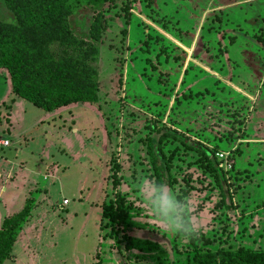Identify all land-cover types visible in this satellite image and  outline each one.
<instances>
[{"label":"rangeland","instance_id":"obj_1","mask_svg":"<svg viewBox=\"0 0 264 264\" xmlns=\"http://www.w3.org/2000/svg\"><path fill=\"white\" fill-rule=\"evenodd\" d=\"M53 13L80 40L91 41L99 14L108 22L98 100L46 112L13 93L11 69L0 71V144L10 142L0 145V263L189 264L203 250L264 251V0H64ZM51 20L0 0V44L32 56L20 39L36 43L28 27ZM51 54L44 66L64 71ZM165 128L215 154L234 210L183 150L176 185L155 187L145 141ZM162 195L175 202L167 216L154 203ZM120 200L123 225L104 218ZM7 202L15 214L3 219ZM133 239L144 243L127 249Z\"/></svg>","mask_w":264,"mask_h":264},{"label":"trees","instance_id":"obj_2","mask_svg":"<svg viewBox=\"0 0 264 264\" xmlns=\"http://www.w3.org/2000/svg\"><path fill=\"white\" fill-rule=\"evenodd\" d=\"M3 1L10 11L27 12L36 21L43 19L46 15L52 19L38 26L28 27L30 34L39 36L36 43L31 42L26 45V38L20 39V46L22 45L20 49L29 51L33 48L35 52L33 57L28 53L23 56L8 54L4 46L0 44V71L9 68L15 74H13V93L46 112H55L84 102L95 103L98 100L95 93L98 72L94 64L100 57L98 44L102 33L108 29V22L103 16L99 14L91 26V41L80 40L73 35L67 16L61 17L53 13L64 3V0ZM126 11L130 13V8H126ZM46 52L49 53L47 58ZM53 52L62 54L60 59L62 64H65L64 71L55 72L53 68L44 66L45 61L51 59ZM53 78L57 79L53 80ZM169 144L178 146L168 155L166 147ZM145 146L154 171L153 181L157 189L173 188L176 185L177 180L173 177L172 171L177 152L183 150L185 154L197 156L196 164L211 175L221 190L222 205L227 211L234 210L225 172L221 169L215 154L203 143L192 140L177 130L165 128L158 130L156 136H150L145 141ZM118 186L114 181V189ZM124 203L125 200H120L117 208L114 205L110 206L104 218H110L113 222L123 225L127 218L124 213ZM137 243L144 242L137 239L130 240L127 249ZM155 264H165V262L160 260ZM189 264H264V251L245 247L236 250L231 248L218 251L203 250L196 253Z\"/></svg>","mask_w":264,"mask_h":264},{"label":"clouds","instance_id":"obj_3","mask_svg":"<svg viewBox=\"0 0 264 264\" xmlns=\"http://www.w3.org/2000/svg\"><path fill=\"white\" fill-rule=\"evenodd\" d=\"M154 203H155L156 208L160 212H163L165 216H167L169 212H172L175 209V202L172 201L166 195L158 196ZM168 226L171 228H173V227L179 228V229L183 230L184 232H194L195 231V225H193V224H190L187 226L180 225V224H176V225L168 224Z\"/></svg>","mask_w":264,"mask_h":264},{"label":"crops","instance_id":"obj_4","mask_svg":"<svg viewBox=\"0 0 264 264\" xmlns=\"http://www.w3.org/2000/svg\"><path fill=\"white\" fill-rule=\"evenodd\" d=\"M7 148H10V146L7 147ZM9 175H10V174H8V176H9ZM2 185H3V184H2ZM2 185H1V186H2ZM5 193H6V192H5ZM4 196H5V195H3V198H4ZM0 200H2L1 197H0ZM4 200H5V199H3L2 202H0V205H1V206H2V203H4ZM7 203H9V205L7 204V205H8V208H7V209H6V206H3V208L1 207V208H2V211H1V212H2V214H3V216H4L3 219H4V218H7V217H9V216H13V215L15 214V213H10V212H11L10 209H11V207H12V203H11V202H7ZM64 203H65V201H64ZM64 205H65V204H64ZM67 205H69V203H68ZM65 206H66V205H65ZM16 213H18V212H16ZM31 213H32V209H31ZM1 222H2V220H1ZM0 225H1V223H0Z\"/></svg>","mask_w":264,"mask_h":264},{"label":"built area","instance_id":"obj_5","mask_svg":"<svg viewBox=\"0 0 264 264\" xmlns=\"http://www.w3.org/2000/svg\"><path fill=\"white\" fill-rule=\"evenodd\" d=\"M1 147H3V148H7V147H9L10 146V142L9 141H3V142H1ZM69 202L68 201H65V205H67Z\"/></svg>","mask_w":264,"mask_h":264}]
</instances>
